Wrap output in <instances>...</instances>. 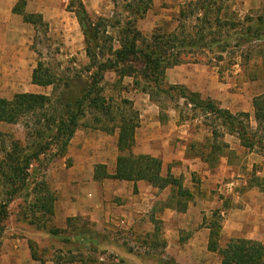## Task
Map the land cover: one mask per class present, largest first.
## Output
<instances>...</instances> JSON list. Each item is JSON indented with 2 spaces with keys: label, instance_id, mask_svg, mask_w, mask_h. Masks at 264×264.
Wrapping results in <instances>:
<instances>
[{
  "label": "rangeland",
  "instance_id": "obj_1",
  "mask_svg": "<svg viewBox=\"0 0 264 264\" xmlns=\"http://www.w3.org/2000/svg\"><path fill=\"white\" fill-rule=\"evenodd\" d=\"M19 1L0 0V100H12L15 95L22 93L51 96L54 93L53 87L38 88L32 84V74L39 62L44 63L57 76L61 85L72 81L75 85L74 95H80L81 89L85 87L89 78L86 67L90 61L86 51V39L74 12L78 8V0H24L26 12L42 15L48 25L46 28H36L32 24L25 23L21 16L14 14L13 9ZM116 1L117 6L114 0H82L94 22L100 18L109 20L107 28L102 27L101 30L106 31L114 39L113 45L117 49L120 46L121 30L126 26L127 21L134 17L129 10L126 11L125 6L129 2L136 3L139 0ZM198 1L201 0H153L152 9L143 20L138 22L137 28L146 40L151 39L156 32L195 37L200 25L198 19L203 15V12L195 5ZM233 2L234 0H228L222 4L230 7ZM253 16L256 19L258 13ZM243 17L245 18L244 14L242 18H237L229 12L227 15L223 14L222 19H226L228 23H238L237 21L244 19ZM240 33V30L233 31L230 28L214 25L206 27L204 31L206 43H211L215 39L227 41L229 46L226 51L220 53L215 48L213 53H210L198 49L193 54H186L184 56L186 61L182 65L167 71L166 83L175 85V82L186 77L185 79H189L190 82L189 87L180 83L176 85L193 92L192 87L202 83L199 80L202 75L200 71L205 70L203 73L215 71L218 75L216 84L219 83L225 87L227 98H224L226 100L224 105L230 108L228 111L237 116L244 113L235 110L237 108L235 104H238L236 95L243 93L250 98V94H253L254 99L259 96L264 98V38L246 46H239L237 40ZM133 67L142 68V64L136 63ZM133 83V78L126 77L121 81L115 73L106 74L100 87L103 97L110 100L113 115H117V109L125 99L133 101L135 109L140 113L143 104L139 103L138 106L134 101L140 98L138 95L142 92L134 90ZM193 93H199L202 99L208 98L200 92ZM161 102L163 111L160 131L165 139L170 141L168 148L170 154H177L179 148L184 145L187 149L186 158L198 159V162H195L198 172L192 175L184 174L182 165L177 164L180 160H172L173 162L169 164L170 170L174 167L176 170L183 171L182 175L177 177H182L184 185L188 187L193 184H202L201 178L204 175L207 177L203 174L206 168H209V172L216 178L220 174V165L211 167L200 163L199 155L203 151H208L210 144L216 138L212 133L217 132L219 135L216 138L217 143L227 144L233 151L228 161L232 165V170L226 172L222 170L219 178L222 183L212 189L211 201L206 209L208 213H205L203 224L200 225V215L198 219L193 214L192 219L188 216L182 220L184 228L178 229L176 236L178 240L171 249L175 251L176 248V252L172 255L167 251L169 240L166 227L161 220L162 212L169 204L167 200L169 190L156 193V202L147 213L144 212L138 217L135 229L127 223L123 225L115 222L101 231H97L95 225L88 219L77 218L68 221L62 216L53 217L46 225V229H39L40 221L37 220L34 225L30 222L34 219L30 216L32 199L19 196L9 207L10 215L5 223V233L0 244V264H54L58 256L66 260L75 259L74 263L68 264H181V262L222 264L219 254L207 249L206 243L209 236L206 227L212 223L211 212L218 210L223 212L225 209L228 211L230 208L237 209L240 206L239 203H231L235 196L229 191L228 185L232 182L236 183L234 190H239L241 183L247 182V185L252 188L257 187L264 191V124L252 138L255 143L254 149L248 150L241 146L236 134L228 127L222 126L221 121L215 116L193 110L190 106L184 105L183 100L173 101L162 98ZM216 103L223 105V102ZM222 109L227 110L224 107ZM149 115H152V112H149L148 118H150ZM96 117L103 123H108L101 113L90 111L80 129L88 130L91 126H95ZM27 120L34 126L32 119ZM249 122L252 133L256 132L258 124L254 109L250 114ZM25 123L26 121L22 120L16 125H1L0 147L5 145V149L9 151L12 148L13 138L27 143L28 133L32 131L27 130ZM109 125L113 127V123ZM51 155L52 157L42 158V163L37 167L39 181L42 179L47 181L49 170L62 162V158ZM3 156L0 151V159ZM70 164L68 160L67 165L70 166ZM204 184L206 185V181ZM49 188L57 198L50 184ZM1 191L3 192L2 188ZM193 208L198 214L204 213L202 207L194 206ZM225 220L224 217L222 221L225 222ZM49 229L60 231L59 235H51L48 232ZM251 230L248 238L253 240L258 238L255 241L264 244V230L260 232L255 227ZM189 242L193 243L195 248L198 247L196 254L185 249V245ZM230 242L228 236H221L219 248H225ZM30 244L34 245L40 261L32 260Z\"/></svg>",
  "mask_w": 264,
  "mask_h": 264
},
{
  "label": "trees",
  "instance_id": "obj_2",
  "mask_svg": "<svg viewBox=\"0 0 264 264\" xmlns=\"http://www.w3.org/2000/svg\"><path fill=\"white\" fill-rule=\"evenodd\" d=\"M227 0H202L195 3L203 15L197 36H179L174 33L153 34L146 40L138 30L137 24L143 20L153 7V0H139L136 3L129 2L125 6L134 16L130 18L126 26L121 30L120 46L115 48L114 39L107 32H102V27L107 28L109 20L100 18L94 22L82 0H78V8L74 11L86 39V51L89 65L86 72L89 78L80 95H74L72 81L59 83L57 76L39 62L32 74V84L47 88L53 87L51 96L34 93L17 94L12 100H0V126L16 125L22 120L26 121L25 127L31 130L28 133L27 143L21 140H12V148L8 151L0 147L3 158L0 159V244L5 233V223L9 218V207L19 196L31 198L30 222L38 225L39 229H46L48 222L55 216V194L50 190L45 179H37V167L42 163V158L51 156L64 158L68 152L70 142L90 111L101 113L107 120L105 124L96 117L95 126L90 128L106 133H119V156L114 175H108L106 167H96L97 180L110 178L119 181L139 182L144 181L154 188L165 190L172 187L177 191L178 209L185 212L191 193L183 188L180 178L173 177L170 173L162 174V161L149 155H137L134 153L136 133L141 126L140 113L135 109L134 103L123 100L118 107L117 115H113V107L110 100L102 95L100 84L104 82L106 74L115 73L121 81L126 77L134 79V90L141 91L150 96L151 100L162 109V98L173 101L183 100L184 105L193 110H200L206 115L215 116L221 121L222 126L228 127L236 134L242 147L252 150L255 143L252 141L255 134L264 124V98L259 96L254 99L255 120L258 124L257 131L252 133L250 114L240 113L233 115L230 111L221 109L211 99H202L199 93L188 91L179 85L166 83L167 71L182 65L186 60V54H193L198 49L213 53L217 48L220 53L226 51L229 46L227 41L213 40L206 43L204 31L208 26L230 28L233 31L240 30L237 40L239 46H246L264 38V15L256 20L246 17L243 22L228 23L222 19V2ZM115 6L117 1L114 0ZM222 4V6L220 5ZM26 2L20 0L14 7L13 13L23 18V21L34 25L36 28H46L44 18L40 14H30L25 10ZM191 37V38H190ZM190 38V39H189ZM217 59V58H216ZM142 64V68L133 67L134 64ZM135 68V69H134ZM33 120L30 125L29 120ZM109 123H113L110 127ZM1 133V131H0ZM214 138H218L214 132ZM253 135V136H252ZM216 138L210 144L208 151H201L200 156L210 165L217 163L229 145L217 143ZM4 144V142H2ZM38 214V216H37ZM72 219H68L70 221ZM211 233L208 249L218 253L222 264H264V244L258 241L236 239L232 240L225 248H219L222 226L219 215L214 214L210 225ZM53 236H58V230L49 229ZM84 240V239H83ZM33 261H40L33 244H30ZM75 259L66 260L56 257L54 264L74 263ZM83 263V262H82Z\"/></svg>",
  "mask_w": 264,
  "mask_h": 264
},
{
  "label": "crops",
  "instance_id": "obj_3",
  "mask_svg": "<svg viewBox=\"0 0 264 264\" xmlns=\"http://www.w3.org/2000/svg\"><path fill=\"white\" fill-rule=\"evenodd\" d=\"M229 12L237 18H242L243 14L245 18L247 15L254 18L253 14L258 13L257 19L264 15V0H234L233 5L230 7L229 5L223 6L221 15H227ZM244 19H240L237 22L241 23ZM200 72H202V75H200L199 80L202 83L194 85L192 87L193 92H200L215 103L218 101L223 102V105L216 104L218 107L222 106V108L224 107L230 110L228 106L224 105L226 103L224 98H227L225 87L222 84H216L218 81L216 72L208 71L203 73L205 70ZM185 78L175 82V85L180 83L188 86L190 83L188 81L189 79L187 80ZM33 86L39 88V86ZM138 96L140 98L134 101L135 105L139 106V103L143 105L140 108L141 126L136 133L134 153L137 155H149L160 159L163 165V176L170 173L175 178H182L177 177L182 175L183 171L181 169L176 170L174 167L171 170L169 169V164L173 162L172 160H180L177 164L182 165L185 170V175H192L198 172L196 169L197 163H195L198 162V159L189 160L186 158L187 149L184 145L179 148L180 150L177 154H170V150L168 149L170 147V141H167L160 131L162 126L160 122L162 119L161 108L151 100L148 94L142 92ZM254 97L255 95L253 94H250V98L248 95L244 96L243 93L236 95L238 104H235V107H237L235 110L251 114L254 109ZM238 98H240V102ZM149 112H152V115H149L150 118H148ZM212 135L214 136L213 133ZM166 137L168 138V135ZM118 139L119 133L117 131L114 133H106L92 128H88V130L78 129L70 142L66 156L62 158V162L54 165L47 175L48 183L57 194L54 217L62 216L65 219H88L95 225L97 231L105 230L110 227L111 223L115 222L123 225L127 223L132 229H135L136 224H138V217L144 212L147 213L152 208L156 202V195L159 192L169 190L170 194L167 198L169 204L165 206L161 220L164 222L169 240L167 251L173 255L176 252V248L175 251L171 249L173 248V244L178 240L176 238L178 229L184 228L182 220L188 216L192 219L193 214L198 219L200 215V225L203 224L205 213L207 212V205L211 201L212 189L222 183L219 181L222 170L224 172L232 170V165L228 161L233 151L232 149H228L230 151L227 154L226 152L228 150L224 151L223 156L213 165L205 162L199 155L201 157L200 163H204V165L211 167L220 165V174L216 178L209 172V168H206V172L203 174H206L207 177L205 175L202 178L200 177L202 184H193V188L192 186L187 187L183 184V188L191 193V198L189 201H185L187 203L186 211L181 212L178 209L177 191L172 187L161 191L144 181L128 182L110 178L96 179L95 173L96 167L98 166L106 167L108 175L115 174L119 156ZM68 160L71 162L70 166L67 165ZM221 179L223 180L224 178ZM204 181H206V185ZM241 184L239 190L233 189L236 186L234 182L228 185L230 188L229 191L233 192L235 196L231 203L240 204L237 209L230 208L228 211L225 209L223 212L219 210L211 212V219H213L214 214L220 217L222 226L221 236H228V239L231 241L236 239L253 240L248 238L252 232V228L255 227L260 232L264 230V191H261L257 187L252 188V186L247 185V182ZM194 206L198 208L202 207L204 213L198 214L194 210ZM227 213L228 216H226ZM224 217L226 219L225 222L222 221ZM210 225L211 223L206 227V232L208 231L207 235L209 236L206 243L207 249L211 233ZM194 248L195 245L191 242L185 245V249L196 254L198 247ZM181 264H186V262H181Z\"/></svg>",
  "mask_w": 264,
  "mask_h": 264
}]
</instances>
